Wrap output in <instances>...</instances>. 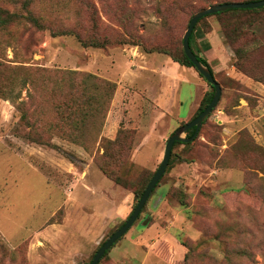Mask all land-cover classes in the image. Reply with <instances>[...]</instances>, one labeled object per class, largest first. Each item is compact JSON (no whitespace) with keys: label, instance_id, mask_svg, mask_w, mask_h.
Returning a JSON list of instances; mask_svg holds the SVG:
<instances>
[{"label":"rangeland","instance_id":"rangeland-1","mask_svg":"<svg viewBox=\"0 0 264 264\" xmlns=\"http://www.w3.org/2000/svg\"><path fill=\"white\" fill-rule=\"evenodd\" d=\"M213 2L0 0V264H89L126 220L167 139L212 91L204 79L197 110L180 118L192 86L179 83V114L163 89L168 76L189 77L154 55L181 57L191 16ZM242 14L197 23L194 42L209 18L230 47L214 72L220 100L191 142L174 144L139 217L98 264H264V7ZM73 183L89 192L65 221Z\"/></svg>","mask_w":264,"mask_h":264},{"label":"water","instance_id":"water-1","mask_svg":"<svg viewBox=\"0 0 264 264\" xmlns=\"http://www.w3.org/2000/svg\"><path fill=\"white\" fill-rule=\"evenodd\" d=\"M264 6V0H251V1H226L220 3H213L207 7L201 8L196 11L190 18L187 29L183 35L182 48L187 57L193 62L196 70L204 76L208 83L214 86L215 91L214 95L209 102V104L204 107V109L194 118L189 120L188 122L180 125L178 128L174 130V132L167 139L165 150L163 154V158L160 162L159 167L154 172L150 181L148 182L142 196L138 200L136 206L134 207L132 213L126 218L119 228H117L111 236L99 246L96 250L92 260L89 264H98L100 259L109 250L122 236L126 234V232L133 226L134 222L139 217L143 207L145 206L147 200L149 199L153 189L156 187L162 176L164 175L169 161L172 155L173 146L177 141L182 142H190L195 136H197L202 124L206 120V118L210 115L212 110L217 106L220 97L222 95V85L215 78L214 74L210 69H208L202 62L197 58L195 52L193 51L190 45V35L194 30V27L199 22V20L209 14H214L220 11H225L233 8H258ZM196 126V131L192 136L187 137V132Z\"/></svg>","mask_w":264,"mask_h":264},{"label":"crops","instance_id":"crops-1","mask_svg":"<svg viewBox=\"0 0 264 264\" xmlns=\"http://www.w3.org/2000/svg\"><path fill=\"white\" fill-rule=\"evenodd\" d=\"M208 24L209 27L207 30H205L204 32H199V35L196 37L195 42H193V47L194 48H200L199 50V54L203 55L208 62L210 63L211 67L213 68L215 74L216 71L218 69L224 68L225 66V62H227L226 64H228V53L226 51V48H230L228 47L225 43H224V36L222 34V30H221V26L220 24L213 19H209L208 18ZM207 48V49H206ZM168 56V55H167ZM157 56L154 55V62L153 65L156 66L157 62L160 64V68H165V71L167 69V72L169 71V68L172 65H176L178 67H182L185 71V73L187 74L188 81L184 80V79H180V78H174L175 80L172 79L171 76H168V78H166L165 81H168L166 85H164V89L163 92L165 94L164 99L168 96H170V100H177L178 101V107H177V111L178 114L180 113V106L183 104V102L181 101L180 98V82H186L188 84H190L192 86L193 91L195 92V97H193V99L191 100V103L189 105L188 108V114L185 117H180L182 119H188L189 117H191L194 112L197 110L201 98H202V89L204 88V79L200 76V74L198 73V71L196 70L195 67L192 66H185L180 64L179 62L173 60L172 58L168 59L167 57H163L160 60L157 61ZM165 59V64L162 63L161 60ZM217 63V65H219L218 67L214 66V63ZM231 65V64H230ZM156 69V68H155ZM231 70L234 72L232 73L234 76L239 78L241 77L239 75V73L235 70V67L231 66ZM157 71H159L157 69ZM149 80V79H148ZM174 81H178L176 83H172ZM243 81L247 82L248 84H251V82L248 80V78H243ZM118 83V89L116 91V97H118L119 94L123 95L124 93V82L122 81H117ZM86 184V186L89 188L93 187L91 183H84ZM78 191L79 195L74 196V190L75 188ZM88 189L85 186H81V185H75V183L72 184V186L69 188L70 192H72V194H69L68 192V197L65 200L66 202V207L71 210L70 212H67L66 210V216L64 218V220H68L75 212L77 209H79L82 205L81 198H82V192H85L87 190V193L89 192ZM94 189L99 190L97 187H94ZM100 191V190H99ZM64 203V201H63ZM62 203V204H63ZM79 205V206H77ZM94 217V216H93ZM92 218L90 217H84L82 218V220L87 221V220H91ZM82 226V224H81ZM83 227V226H82Z\"/></svg>","mask_w":264,"mask_h":264},{"label":"trees","instance_id":"trees-1","mask_svg":"<svg viewBox=\"0 0 264 264\" xmlns=\"http://www.w3.org/2000/svg\"><path fill=\"white\" fill-rule=\"evenodd\" d=\"M238 1H251V0H238ZM220 2H226V1L214 0L213 3H220ZM29 3H30V1L28 2V4H29ZM213 3H212V4H213ZM263 7H264V6H262V7H258V8H233V9H229V10H225V11H220V12H217V13H214V14H209V15H219V14H224V13L226 14V13H230V12H232V13L235 12V13H243L242 15L246 16V15H248V14L251 13V12H255V11H258L259 9H262ZM209 15H206V16L202 17V18L199 20V22H200L203 18H205V17H207V16H209ZM33 19H34V21H36V18H33ZM8 21H9V19H4V18L0 17V24H5V23L8 22ZM199 22H198V23H199ZM196 30H197V24H196V26L194 27V30H193V32H192L191 35H190V45H191L193 51L195 52L197 58L202 62V64H204V65H205L208 69H210V70L212 71V73L214 74L213 68L211 67V65H210V63L208 62V60H207L203 55L199 54V50H200V48H194V47H193V42H194L193 40H194V35H195ZM239 32L242 33L241 30H239ZM224 34H225V37H227V38L229 37V35H228V33H227V31H226L225 29H224ZM94 45H98V43H95ZM206 49H207V48H206ZM165 53L170 54V53H168V52H165ZM170 56L172 57L173 60L179 62V63L182 64V65H185V66H192V67H194L193 62L187 57V55L185 54L184 51H182V56H181V57L172 56L171 54H170ZM236 66H237L238 68L242 69L247 75L253 77V78L256 79V80H259L257 77L254 76V74H253V72H252L251 70L244 68V66H242V65H240V64H237ZM198 73H199V72H198ZM199 74H200V73H199ZM200 76H201L203 79H205L204 76H203L202 74H200ZM205 81H207V80L205 79ZM209 85L211 86L212 91L210 92V94L208 95V97H207L206 99H205V98L203 99L204 102L199 106V108H198L196 114L193 116V118H194L195 116H197V115H198V114L204 109V107H206V106L209 104V102L211 101V99H212V97H213V95H214L215 88H214V86L211 85L210 83H209ZM195 131H196V126L192 127V128L189 130V132H188V134H187V137L192 136V135L195 133ZM190 142H191V141H190ZM177 143H189V142L177 141L175 144H177ZM102 167L104 168L105 171H108V169L105 168L106 166L104 167V165H103ZM150 179H151V178H150ZM114 180H115L117 183H120V178L116 177V178H114ZM149 181H150V180H149ZM149 181H148V182H149ZM147 184H148V183H147ZM147 184L144 186L143 190H141V191L139 192V194L137 195V202H138V200L140 199V197L142 196V194H143V192H144V190H145ZM137 202H136V204H137ZM135 206H136V205H135ZM132 211H133V210H132ZM131 213H132V212H131ZM131 213H130V214H131ZM122 224H123V223H122ZM122 224H121V225H122ZM121 225H120V226H121ZM107 252H108V250L106 251V253H107Z\"/></svg>","mask_w":264,"mask_h":264}]
</instances>
